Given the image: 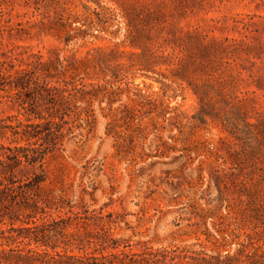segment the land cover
<instances>
[{
	"label": "rangeland",
	"instance_id": "obj_1",
	"mask_svg": "<svg viewBox=\"0 0 264 264\" xmlns=\"http://www.w3.org/2000/svg\"><path fill=\"white\" fill-rule=\"evenodd\" d=\"M0 63V222L167 264L263 256L264 0H14Z\"/></svg>",
	"mask_w": 264,
	"mask_h": 264
},
{
	"label": "trees",
	"instance_id": "obj_2",
	"mask_svg": "<svg viewBox=\"0 0 264 264\" xmlns=\"http://www.w3.org/2000/svg\"><path fill=\"white\" fill-rule=\"evenodd\" d=\"M13 1L0 0V10L9 7V3ZM38 10L36 8V11ZM135 28L134 25H128L127 40L130 48L138 50L143 45L141 39L133 36ZM200 51L206 50L202 48ZM35 58L37 59L35 69L47 72L49 64L43 62V56L36 55ZM0 66L2 67L1 63ZM27 86L28 80L17 78L11 87L24 89ZM45 92H47L45 97H48V91ZM4 201H6L4 192H0V202ZM34 219L36 217H30L28 221H20V227H16L17 223L12 219H9L8 223L0 222L8 227L7 231L10 233L9 237H3L0 241V264H167L161 262L155 254L135 253L130 245H121L116 240H112L105 247L94 241L84 243L74 235L68 234L64 223L53 220L51 224H47L44 219ZM0 232L5 233L2 229ZM26 245L34 248H26ZM164 256L165 261L174 262L173 258ZM226 260L232 262L230 258ZM251 264H264V254L254 259Z\"/></svg>",
	"mask_w": 264,
	"mask_h": 264
}]
</instances>
